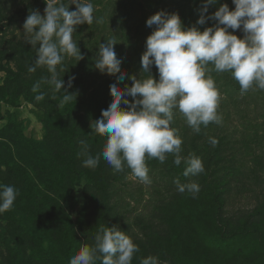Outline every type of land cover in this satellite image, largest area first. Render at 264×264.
I'll use <instances>...</instances> for the list:
<instances>
[{"label": "trees", "instance_id": "1", "mask_svg": "<svg viewBox=\"0 0 264 264\" xmlns=\"http://www.w3.org/2000/svg\"><path fill=\"white\" fill-rule=\"evenodd\" d=\"M92 2L94 16L103 17L104 23L77 26L73 39L84 58L77 62L66 57V72L61 73L64 88L76 98L60 106L61 94L48 85L41 86L45 99L35 100L32 87L49 75L47 69L28 72L37 57L23 25L32 10L44 15V0H0V184L19 190L13 207L0 214V264H69L82 245L94 244L101 225L118 226L138 245L131 264L149 255L159 264H264V91L241 94L230 73L213 72L221 94L220 124L201 126L196 134L174 110L172 127L183 140L181 155L195 153L204 164L205 171L197 176L184 177L186 165L176 166L172 154L163 164L146 160L150 189L127 166L114 172L102 157L95 168L83 166L79 141H87L95 156L108 138L91 125L113 99L110 86L116 82L123 89L131 86L129 76L140 78L146 39L155 29L147 26V19L163 10L178 13L185 28L203 31L216 24L212 19L196 23L204 0ZM223 4L235 8L233 0H217L205 15ZM114 34L126 74L123 82L117 81L119 73L96 68L99 43ZM233 34L243 38L242 26ZM150 74L159 79L155 65ZM24 104L32 106L42 125L41 138L27 134L26 121L17 113ZM210 137L218 144L209 143ZM177 177L182 184L200 185L195 198L177 190ZM249 194L253 207L233 209Z\"/></svg>", "mask_w": 264, "mask_h": 264}, {"label": "clouds", "instance_id": "2", "mask_svg": "<svg viewBox=\"0 0 264 264\" xmlns=\"http://www.w3.org/2000/svg\"><path fill=\"white\" fill-rule=\"evenodd\" d=\"M44 2V15L32 10L23 25L26 41L36 49L37 57L28 72L46 68L49 75L42 76L32 87L37 93L35 100L45 99L41 86L48 85L61 94L59 105L63 106L76 98L64 88L61 73L66 72L65 58L71 57L77 62L84 58L73 34L77 26L94 22L100 25L104 18L94 16L92 0ZM216 3L217 0H204L196 23L204 25L206 20L212 19L216 24L203 31L196 26L185 28L178 13L161 10L147 19V26L155 25V29L146 39L140 78L129 76L131 86L125 85L123 89L116 82L110 86L113 99L102 110L100 119L91 125L96 134L108 138L95 156L90 154L87 141H79L82 151L78 155L85 157L84 167L95 168L102 157L114 172H122L127 166L135 178L150 184L146 160L158 159L163 164L167 155L172 154L176 166L182 162L186 165L184 177L205 171L201 158L195 153L187 157L181 155L183 140L179 129L172 127L174 110L182 114L196 134L201 132V126L220 124L222 117L217 109L221 94L213 72L230 73L238 82L241 94L250 89L264 91V0H233L234 10L223 4L214 14L206 16L208 6ZM70 4L75 5L74 11L69 10ZM241 26L244 36L238 38L233 32ZM118 42L114 34L99 43L96 68L108 74L119 73L117 81L123 82L126 74L121 71L122 60L115 52ZM153 65L158 69V80L150 74ZM74 79H69V88ZM125 96H131L132 101ZM209 143L215 146L218 140L210 137ZM174 183L179 192L187 190L193 198L200 191L195 181L182 184L177 177ZM18 195L19 190L13 185L0 184V214L13 207ZM139 250L118 226L101 225L94 244L82 245L69 264H96L97 260L100 264H131ZM140 264H159V260L149 255L142 258Z\"/></svg>", "mask_w": 264, "mask_h": 264}, {"label": "rangeland", "instance_id": "3", "mask_svg": "<svg viewBox=\"0 0 264 264\" xmlns=\"http://www.w3.org/2000/svg\"><path fill=\"white\" fill-rule=\"evenodd\" d=\"M32 106L24 104V106L17 111L18 115L20 116V119L26 121V132L28 135H34L36 138H41L42 136V125L37 120L35 114L32 112ZM132 181H135L134 178H132ZM136 182V181H135ZM146 189L149 188V184H143ZM253 197L251 194L246 195L241 200H237L236 203L233 206V209H238V207H253L255 204V200L252 199Z\"/></svg>", "mask_w": 264, "mask_h": 264}]
</instances>
